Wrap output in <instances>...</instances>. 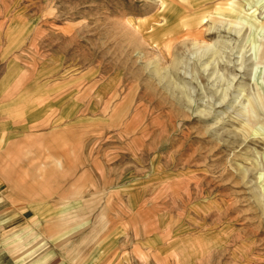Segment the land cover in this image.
Returning a JSON list of instances; mask_svg holds the SVG:
<instances>
[{"label": "rangeland", "instance_id": "374dc122", "mask_svg": "<svg viewBox=\"0 0 264 264\" xmlns=\"http://www.w3.org/2000/svg\"><path fill=\"white\" fill-rule=\"evenodd\" d=\"M0 124V264H264V0H0Z\"/></svg>", "mask_w": 264, "mask_h": 264}, {"label": "crops", "instance_id": "0c3cea01", "mask_svg": "<svg viewBox=\"0 0 264 264\" xmlns=\"http://www.w3.org/2000/svg\"><path fill=\"white\" fill-rule=\"evenodd\" d=\"M8 128H11L10 125H6V124H0V144L4 145V144H11L12 141H7L9 140L11 137L6 135V142H4V140H2L4 131L6 130L8 133ZM8 207H5V209ZM4 209V208H3ZM2 212V209L0 210V213ZM23 217V214L18 213L15 214L13 216H9L8 218H6L5 220L0 221V225L3 226V230H5L4 226L6 224H11L12 228H14L15 226H18L21 224V218Z\"/></svg>", "mask_w": 264, "mask_h": 264}, {"label": "bare ground", "instance_id": "6f19581e", "mask_svg": "<svg viewBox=\"0 0 264 264\" xmlns=\"http://www.w3.org/2000/svg\"><path fill=\"white\" fill-rule=\"evenodd\" d=\"M218 8V7H217ZM216 8V9H217ZM217 13H219L220 15H222L223 13L222 12H218V11H216V14ZM207 47H209V46H207ZM180 61H179V58H176L175 60H174V64H177V63H179ZM257 133V132H256Z\"/></svg>", "mask_w": 264, "mask_h": 264}]
</instances>
